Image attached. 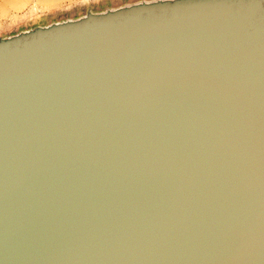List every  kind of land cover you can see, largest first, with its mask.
Here are the masks:
<instances>
[{"label": "water", "instance_id": "95a60500", "mask_svg": "<svg viewBox=\"0 0 264 264\" xmlns=\"http://www.w3.org/2000/svg\"><path fill=\"white\" fill-rule=\"evenodd\" d=\"M0 264H264V0L0 36Z\"/></svg>", "mask_w": 264, "mask_h": 264}, {"label": "rangeland", "instance_id": "374dc122", "mask_svg": "<svg viewBox=\"0 0 264 264\" xmlns=\"http://www.w3.org/2000/svg\"><path fill=\"white\" fill-rule=\"evenodd\" d=\"M130 1H134V0H84L83 2L77 3L73 6H64L54 11H49V12L47 11L44 13H36V14L34 13L38 11L43 12V10H49V9L39 8L37 5L33 3L27 4L26 6L32 5V9L30 10L29 15L27 13L28 11H25L26 14L22 16L21 12L26 7L24 6L22 9L18 11L17 13L18 16L16 18L0 19V36L16 32L17 30H20L24 27L32 26L33 24L38 23L37 20L39 19L42 21H48L54 18H64L67 16L82 14L88 8H92L94 10H102L106 7L122 4L125 2H130ZM56 8L57 7H54L53 9H56ZM30 14H34V15L30 16ZM19 17L21 18L18 19ZM15 19H17V21H13ZM2 21H9V22L2 23ZM10 21H13V22H10ZM7 28H10V29H7Z\"/></svg>", "mask_w": 264, "mask_h": 264}, {"label": "bare ground", "instance_id": "6f19581e", "mask_svg": "<svg viewBox=\"0 0 264 264\" xmlns=\"http://www.w3.org/2000/svg\"><path fill=\"white\" fill-rule=\"evenodd\" d=\"M77 1L81 2L83 0H0V19L16 18L18 16L17 15L18 11L27 4H31V3L37 5L39 8L51 10L54 7H59L64 4H72ZM37 21L41 22L42 20L39 19Z\"/></svg>", "mask_w": 264, "mask_h": 264}, {"label": "crops", "instance_id": "0c3cea01", "mask_svg": "<svg viewBox=\"0 0 264 264\" xmlns=\"http://www.w3.org/2000/svg\"><path fill=\"white\" fill-rule=\"evenodd\" d=\"M84 1V0H83ZM83 1H81V2H83ZM80 1H77V2H75V3H72V4H65V5H62V6H59V7H57L56 9H49V10H43V12L42 11H38V12H35L34 14H36V13H44V12H49V11H54V10H57V9H59V8H62V7H64V6H73V5H75V4H77V3H81ZM28 8V9H27ZM32 9V5H28V6H26L23 10H22V12H21V14H22V16L24 15V14H26L25 13V11H28L27 13H28V15H29V12H30V10ZM34 14H30V16L31 15H34ZM21 17H19L18 19H20ZM13 21H17V19H15V20H13ZM13 21H10V22H13ZM4 22H9V21H2V23H4Z\"/></svg>", "mask_w": 264, "mask_h": 264}]
</instances>
